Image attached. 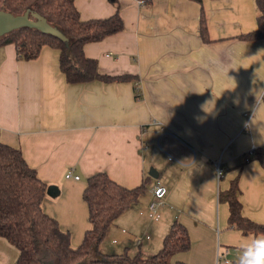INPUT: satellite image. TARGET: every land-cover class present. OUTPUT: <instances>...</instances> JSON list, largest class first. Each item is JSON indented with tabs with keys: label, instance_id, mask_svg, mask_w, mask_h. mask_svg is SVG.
<instances>
[{
	"label": "crops",
	"instance_id": "0c3cea01",
	"mask_svg": "<svg viewBox=\"0 0 264 264\" xmlns=\"http://www.w3.org/2000/svg\"><path fill=\"white\" fill-rule=\"evenodd\" d=\"M75 5L83 20L121 16L122 32L85 45L84 52L98 62L100 73L135 79L69 84L58 50L45 47L39 58L25 61L14 44L0 45V143L21 150L47 184L42 209L71 234L72 247L90 228L83 199L88 178L106 173L132 189L150 177L141 202L109 229L106 250L120 254L133 246L152 256L178 220L192 245L174 263L238 264L243 246L264 238L230 227L229 207L219 201V193L239 177L244 216L264 224V169L254 160L255 150L264 148V39H240L258 28L255 0ZM70 171L80 179H67ZM157 181L168 194L160 220L152 221L141 211ZM18 256L0 237V264H15Z\"/></svg>",
	"mask_w": 264,
	"mask_h": 264
},
{
	"label": "trees",
	"instance_id": "16d2710c",
	"mask_svg": "<svg viewBox=\"0 0 264 264\" xmlns=\"http://www.w3.org/2000/svg\"><path fill=\"white\" fill-rule=\"evenodd\" d=\"M255 2L259 11L258 28L240 36L244 41L264 39V0ZM0 11L14 16L29 11L30 19L34 21L36 18L33 14H39L68 39L64 41L30 27L13 30L0 37V45L14 44L19 59L36 60L43 48L50 47L59 51L60 70L69 84L135 79L131 75L100 73L98 62L84 52L85 45L100 42L124 30V22L118 13L109 18L83 20L75 0H1ZM201 31L206 39L203 15ZM254 160L264 169V148L255 150ZM151 180L148 177L140 186L129 189L116 183L106 173L88 178L83 199L88 206L90 228L85 232L81 244L74 248L71 234L62 230L59 222L42 209L48 194L47 184L28 165L21 150L0 143V237L18 250L15 264H186L173 262L177 254L188 252L192 245L187 228L178 220L171 225L161 249L152 256L144 257L140 251L131 255L129 249L120 254L101 252L109 229L148 191ZM219 201L229 207L230 227L244 235L264 236V224L243 214L239 177L231 182L228 190L219 193Z\"/></svg>",
	"mask_w": 264,
	"mask_h": 264
},
{
	"label": "water",
	"instance_id": "95a60500",
	"mask_svg": "<svg viewBox=\"0 0 264 264\" xmlns=\"http://www.w3.org/2000/svg\"><path fill=\"white\" fill-rule=\"evenodd\" d=\"M33 15L36 18V21L30 19L29 11L21 16H14L13 14L0 11V37L13 30L22 27H30L55 35L64 41H68L67 37L60 30L50 25L44 17L36 13ZM150 176L153 178H158V173L154 170H151Z\"/></svg>",
	"mask_w": 264,
	"mask_h": 264
},
{
	"label": "built area",
	"instance_id": "2783aa9c",
	"mask_svg": "<svg viewBox=\"0 0 264 264\" xmlns=\"http://www.w3.org/2000/svg\"><path fill=\"white\" fill-rule=\"evenodd\" d=\"M262 99L264 100V95H263ZM164 131H165V129L161 128V129H159L157 131V134L161 135L162 133H164ZM168 160L170 162L171 161H176V158L173 155L168 154ZM215 169H216V171L218 173V177L221 178L223 176V169L221 167V163L220 162H216L215 163ZM65 177L67 179H70V178H74L75 180H79L80 179L79 176H74L72 171L68 172ZM151 193H152V199L148 203L147 207L143 211H141V214L142 215H146L152 221H159L160 218H161L160 208L164 204L165 197L168 194V189L160 181H157L152 186ZM147 238H149V237H147ZM142 240H143L142 237L137 238L136 239L137 244L140 245ZM219 259H221L220 256H218V260Z\"/></svg>",
	"mask_w": 264,
	"mask_h": 264
},
{
	"label": "clouds",
	"instance_id": "9594fccd",
	"mask_svg": "<svg viewBox=\"0 0 264 264\" xmlns=\"http://www.w3.org/2000/svg\"><path fill=\"white\" fill-rule=\"evenodd\" d=\"M238 264H264V238H253L245 244Z\"/></svg>",
	"mask_w": 264,
	"mask_h": 264
},
{
	"label": "rangeland",
	"instance_id": "374dc122",
	"mask_svg": "<svg viewBox=\"0 0 264 264\" xmlns=\"http://www.w3.org/2000/svg\"><path fill=\"white\" fill-rule=\"evenodd\" d=\"M0 2H1V0H0ZM161 148L164 149V150H167V147H165L164 142H161ZM143 197H144V196H142L141 198H143ZM141 198H140V199H141ZM141 200H142V199H141ZM141 200H139V201L141 202ZM140 202H139V203H140ZM110 239H111V237H110V235L108 234L107 237L105 238L103 244H102L101 252L104 253V254H114V253H111V250H108L109 245H110ZM106 245H108L107 250L105 249ZM9 247H10V248H13V247H11V246H9ZM118 248L121 249V246H119ZM13 249H14V248H13ZM13 249H12V250H13ZM12 250L10 249L11 252H12ZM8 251H9V250H8ZM119 252H120V253L123 252V249H121ZM129 252H130L131 255H135V254L138 252V250L135 249V248H133V246H130V250H129ZM8 254H9V253H8ZM94 258H95V257H94Z\"/></svg>",
	"mask_w": 264,
	"mask_h": 264
}]
</instances>
